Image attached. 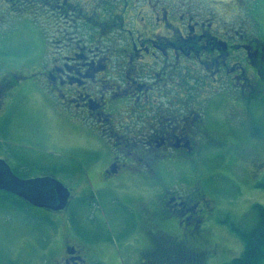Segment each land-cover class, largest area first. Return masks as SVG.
<instances>
[{"label":"flooded vegetation","instance_id":"obj_1","mask_svg":"<svg viewBox=\"0 0 264 264\" xmlns=\"http://www.w3.org/2000/svg\"><path fill=\"white\" fill-rule=\"evenodd\" d=\"M219 2L0 0V39L25 18L45 47L27 58L0 51V131L9 129L12 142L32 141L12 128L21 105L36 94L63 123L68 140L79 126L106 145L109 160L102 177L135 179L149 189L137 195L127 184L122 188L128 199L138 201L149 245L134 264H155L158 254L204 263L210 254L205 223L218 200L200 177L184 169L187 161L206 157L205 146L223 148L227 155L240 150L239 156L248 160L245 168L236 166L241 174L264 173V136L250 142L245 130L254 123L253 105L264 106V40L246 22V13L220 9ZM29 77L34 79L26 83ZM56 149L49 143L52 156ZM64 150L71 156L70 145ZM0 159L10 169L8 175L0 169V194L54 214L48 222L54 233L55 214L61 210L31 202L25 196L31 187L16 184L17 179H58L53 170L24 171L25 163H19L26 157L17 151L0 152ZM165 160L177 164L189 181L178 187L163 181L157 167ZM50 182L39 188L50 191ZM72 198L70 189L69 202ZM164 236L178 244L152 249ZM82 253L65 238L61 255L40 264H88ZM122 259L119 264H125Z\"/></svg>","mask_w":264,"mask_h":264},{"label":"rangeland","instance_id":"obj_2","mask_svg":"<svg viewBox=\"0 0 264 264\" xmlns=\"http://www.w3.org/2000/svg\"><path fill=\"white\" fill-rule=\"evenodd\" d=\"M218 5L220 9L232 8V11L236 9L246 13V22L256 32L259 31L264 40V0H221ZM237 16L241 14L237 13ZM26 20L23 18L19 25L4 31L0 39V51L9 50L24 58L35 52H44L42 38ZM32 79L34 77L24 81L28 83ZM30 97L31 103L21 105V114L15 119L12 131L32 141L15 139L17 142H12L6 131L9 129L1 130L4 133L0 131V145H3L0 146V152L11 150L24 154L26 162L21 160L19 163H25L24 171L31 167L32 172L48 168L53 170L54 175L71 188L73 198L67 209L55 214V230L52 233L48 222L54 214L48 215L44 209L21 205L6 198L1 200L3 194H0V260L11 258L16 264L50 261L61 255L63 240L68 238L80 248L88 264H119V257L123 258L125 264H134L139 253L149 245L145 226L139 219L141 211L138 201L128 199L127 191L122 188L127 184V190L137 195L149 189H143V183L135 179L103 178L102 170L109 160L107 146L95 141L79 126L73 129L71 141L68 140L63 123L44 107L42 98L40 100L36 94ZM262 108L264 106L254 104L251 109L255 114L254 123L245 128L250 142V139L264 136ZM48 115L51 119L49 122ZM249 141H245L248 146ZM49 143L59 148L54 156L47 150ZM64 145L72 147L71 156L65 155L64 152L68 150H64ZM204 150L206 157L192 163L187 161L184 165L188 174L200 177L203 186L218 200V209L205 223L210 254L206 256L204 264H229L233 257L241 254L243 248L242 239L231 225L247 229L255 223L252 204H264V173L253 177L241 174L236 166L245 168L248 160L239 156L240 150L233 155L225 154L223 148L205 146ZM212 150L214 152H210ZM261 150L264 158V144ZM59 153H62L61 156ZM165 161L157 167L164 177L163 181L172 184V187L189 181L177 164ZM229 200L236 203L229 207ZM131 209L135 215L130 214ZM261 264H264V260Z\"/></svg>","mask_w":264,"mask_h":264},{"label":"trees","instance_id":"obj_3","mask_svg":"<svg viewBox=\"0 0 264 264\" xmlns=\"http://www.w3.org/2000/svg\"><path fill=\"white\" fill-rule=\"evenodd\" d=\"M6 197H2L4 200ZM7 199V198H6ZM252 209L255 213V223L247 229H242L237 225L232 224L231 227L237 232L243 242L242 252L239 256L233 257L229 264H261L264 260V204L255 202L252 204ZM178 244L176 240H173L170 236H164L161 240L156 239L153 243L152 249L159 251L162 246ZM157 262H168L171 264H187L190 262L183 260H176L175 258H160L159 254ZM194 264V263H190ZM204 264V263H196Z\"/></svg>","mask_w":264,"mask_h":264},{"label":"water","instance_id":"obj_4","mask_svg":"<svg viewBox=\"0 0 264 264\" xmlns=\"http://www.w3.org/2000/svg\"><path fill=\"white\" fill-rule=\"evenodd\" d=\"M0 169L4 175H8V172L10 173L9 166L3 159H0ZM48 181H51L50 183L52 184L50 191L39 188L41 184L44 182L47 183ZM16 182L18 186L22 185L24 187L27 185L26 187H31L27 188V193H25L26 195L24 194L28 200L40 204L47 203V205L55 210L64 208L70 196V190L68 187L55 178L35 177L29 179H17ZM70 248L73 249V247H66L67 252H71Z\"/></svg>","mask_w":264,"mask_h":264}]
</instances>
